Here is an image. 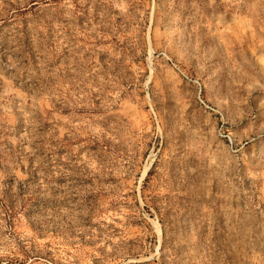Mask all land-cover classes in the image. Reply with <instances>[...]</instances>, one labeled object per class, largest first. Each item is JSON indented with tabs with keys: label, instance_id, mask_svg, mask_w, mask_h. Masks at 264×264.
<instances>
[{
	"label": "rangeland",
	"instance_id": "obj_1",
	"mask_svg": "<svg viewBox=\"0 0 264 264\" xmlns=\"http://www.w3.org/2000/svg\"><path fill=\"white\" fill-rule=\"evenodd\" d=\"M0 264H264V0H0Z\"/></svg>",
	"mask_w": 264,
	"mask_h": 264
}]
</instances>
